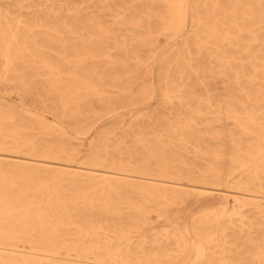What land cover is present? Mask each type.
<instances>
[{
	"label": "bare ground",
	"instance_id": "bare-ground-1",
	"mask_svg": "<svg viewBox=\"0 0 264 264\" xmlns=\"http://www.w3.org/2000/svg\"><path fill=\"white\" fill-rule=\"evenodd\" d=\"M85 1L0 0V82L40 105L0 100V264H264L239 243L264 220V0ZM191 196L214 198L191 230L152 231Z\"/></svg>",
	"mask_w": 264,
	"mask_h": 264
},
{
	"label": "rangeland",
	"instance_id": "rangeland-1",
	"mask_svg": "<svg viewBox=\"0 0 264 264\" xmlns=\"http://www.w3.org/2000/svg\"><path fill=\"white\" fill-rule=\"evenodd\" d=\"M11 1H15V0H11ZM69 2H71L72 4H76L78 6H82L84 7V12L87 11H92L93 7H87V2L85 0H68ZM118 3H124L126 2L125 0H117ZM17 7L11 6L10 9H16ZM87 9V10H86ZM29 10L28 8H25L24 11ZM28 16V15H27ZM106 21V23L108 25H111L112 19L110 18V16H104L103 17ZM143 54L146 56V54H148L147 52H143ZM151 68L153 69V77H152V81L154 83V85L157 84V68L154 62L151 63ZM1 75V74H0ZM27 81L30 82V86L33 88V93H25L22 90H20V88L15 85V84H6L5 82L2 83L0 82V100L3 101H7L10 102L12 104H14L15 106H19V107H25L31 110H37L40 111V105H39V100L37 97V94L39 92V83L36 77H29L27 78ZM156 98L152 100V102L156 103L153 107L155 108H159L161 109L163 104H160L159 100L156 101ZM162 110V109H161ZM26 117V115H23V117ZM24 117V118H25ZM143 128L144 131L146 132H152L153 129H157L158 126L156 125H150L149 123H144L141 124L140 127H135V129L137 130L138 128ZM129 127L128 125H125L124 128L120 129L117 131V137H123L124 135V131L127 130ZM223 128H228V129H232L233 126L232 124H228L226 127H222L220 124H215L214 125V131H222ZM124 130V131H123ZM36 136L37 139L40 140L41 135L35 132L34 134ZM147 138L150 141H153V138L155 137L152 133H150L149 135H146ZM238 136V135H236ZM116 137V138H117ZM115 139L112 140V142H115ZM120 138H118L119 141ZM117 141V143H118ZM119 143H122L123 149H137L138 146H136V144L132 141V140H125L122 141V139H120ZM212 145H214V143H211ZM227 144H225L226 146ZM183 150H186L188 152H190V154H186V159L189 163H198L200 166H204L205 164H207V160L204 161H199L195 159V155L193 152L192 147L188 146L187 148H183ZM195 197L191 196L190 198H188L185 202H182L181 204L178 205H170L167 207V212L166 213H162L161 217H159L158 221H156L153 224L154 227V233H160L164 228H171V227H176V228H186L188 230H191V224L193 219L198 216L203 209H205L206 207H208L210 204H212V202H214V198L212 197H207V196H199L198 201H195ZM230 205L232 206L233 201L230 198L229 200ZM125 212V210L123 211ZM245 216L247 217V219H252V220H256L258 223H261V227L264 224V220L263 218L254 215L253 213L247 211L245 213ZM245 217V218H246ZM168 219V221H167ZM259 227L257 229H254L251 232L248 231H244L243 233H240L241 236V240L239 241L240 244H245L247 243V240L251 237H256L258 238V240L261 241V239L264 237V230ZM147 229H151L150 225L147 226ZM149 237L152 238V234H149ZM138 237H134V242L135 243H139V239H137ZM153 239V238H152ZM163 244V246L168 247V248H172L171 244H166L167 242L165 240L161 241ZM149 247H151V243L148 244ZM251 259L246 260V262L248 263V261H250Z\"/></svg>",
	"mask_w": 264,
	"mask_h": 264
}]
</instances>
